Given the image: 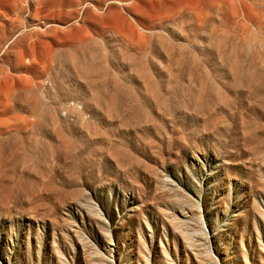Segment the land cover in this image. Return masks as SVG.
<instances>
[{
    "label": "rangeland",
    "instance_id": "obj_1",
    "mask_svg": "<svg viewBox=\"0 0 264 264\" xmlns=\"http://www.w3.org/2000/svg\"><path fill=\"white\" fill-rule=\"evenodd\" d=\"M0 264H264V0H0Z\"/></svg>",
    "mask_w": 264,
    "mask_h": 264
}]
</instances>
